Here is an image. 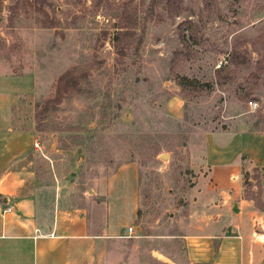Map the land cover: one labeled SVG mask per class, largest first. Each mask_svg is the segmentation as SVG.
<instances>
[{
  "label": "rangeland",
  "instance_id": "1",
  "mask_svg": "<svg viewBox=\"0 0 264 264\" xmlns=\"http://www.w3.org/2000/svg\"><path fill=\"white\" fill-rule=\"evenodd\" d=\"M147 4L0 0V92L14 94L0 96V127L36 140L20 164L34 172L46 212L60 206L88 216L104 203L115 218L136 210L143 233L184 232L191 161L207 134H264V0ZM122 8L135 11L140 37L137 53L124 56L111 42ZM68 70L77 85L53 105ZM77 148L83 161L75 165ZM244 173L251 186L242 185L243 195L259 208L264 172H242V184ZM175 240L123 248L141 264H170L152 258L151 247L184 264Z\"/></svg>",
  "mask_w": 264,
  "mask_h": 264
},
{
  "label": "crops",
  "instance_id": "2",
  "mask_svg": "<svg viewBox=\"0 0 264 264\" xmlns=\"http://www.w3.org/2000/svg\"><path fill=\"white\" fill-rule=\"evenodd\" d=\"M5 94L1 98L11 101L13 92ZM31 144L30 132L0 127V264H141L138 253L123 247L175 239L184 264H264V197L258 208L244 197L241 179L255 168L264 172V134L238 129L207 134L191 161L197 170L187 228L170 234L143 233L133 220L135 209L120 219L104 203L94 204L88 216L60 206L44 211L34 172L20 164ZM149 255L170 264L178 260L157 247Z\"/></svg>",
  "mask_w": 264,
  "mask_h": 264
},
{
  "label": "trees",
  "instance_id": "3",
  "mask_svg": "<svg viewBox=\"0 0 264 264\" xmlns=\"http://www.w3.org/2000/svg\"><path fill=\"white\" fill-rule=\"evenodd\" d=\"M169 2L171 0H165ZM160 0H148L149 8H153L156 4H158ZM15 11V9H14ZM116 23H118V27L115 28V31L112 34L111 42L112 47L116 49L117 55L124 56L125 53L123 51H130L132 49V53H137V49L140 45V37L135 34L137 31V18L135 11H129L127 8H122L120 13L116 16ZM73 71L68 70L64 72L61 76L56 80L53 96L49 99V101L55 105L58 104L62 99L63 95L68 93L69 91L74 90L77 85V82L72 78ZM247 174L244 173L243 186H251V182H249ZM252 179V178H251ZM247 199L253 200V197H245ZM254 204L257 206L254 198ZM260 209H264V205L260 207Z\"/></svg>",
  "mask_w": 264,
  "mask_h": 264
},
{
  "label": "built area",
  "instance_id": "4",
  "mask_svg": "<svg viewBox=\"0 0 264 264\" xmlns=\"http://www.w3.org/2000/svg\"><path fill=\"white\" fill-rule=\"evenodd\" d=\"M248 106H249V108H250V110H254L255 109V107H256V103L255 102H251V101H249L248 102ZM33 146L35 147V146H37V142H36V140H33ZM254 226L255 227H260V224L258 223V222H254ZM260 229H261V234H262V236L264 237V228H261L260 227ZM127 232L128 233H130L131 232V227H127Z\"/></svg>",
  "mask_w": 264,
  "mask_h": 264
},
{
  "label": "water",
  "instance_id": "5",
  "mask_svg": "<svg viewBox=\"0 0 264 264\" xmlns=\"http://www.w3.org/2000/svg\"><path fill=\"white\" fill-rule=\"evenodd\" d=\"M76 153H77V155H76V158H75V161H74L75 165H77V164H79V163H81V162L83 161V155H82V153L80 152V148H77V149H76ZM159 157H160L161 159H164V158L166 157V153H161V154L159 155ZM73 175H74V172H71V173H70V176H73Z\"/></svg>",
  "mask_w": 264,
  "mask_h": 264
}]
</instances>
